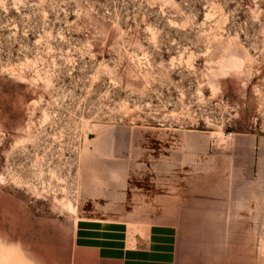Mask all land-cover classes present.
I'll return each instance as SVG.
<instances>
[{
    "label": "rangeland",
    "instance_id": "1",
    "mask_svg": "<svg viewBox=\"0 0 264 264\" xmlns=\"http://www.w3.org/2000/svg\"><path fill=\"white\" fill-rule=\"evenodd\" d=\"M87 222L264 264V0H0V264H108Z\"/></svg>",
    "mask_w": 264,
    "mask_h": 264
},
{
    "label": "crops",
    "instance_id": "2",
    "mask_svg": "<svg viewBox=\"0 0 264 264\" xmlns=\"http://www.w3.org/2000/svg\"><path fill=\"white\" fill-rule=\"evenodd\" d=\"M77 224V222H76ZM102 225L83 223L78 228V239L83 247L108 264H174V232L169 225L155 224L145 236L138 235L135 245L107 243ZM117 240L115 238H110Z\"/></svg>",
    "mask_w": 264,
    "mask_h": 264
},
{
    "label": "bare ground",
    "instance_id": "3",
    "mask_svg": "<svg viewBox=\"0 0 264 264\" xmlns=\"http://www.w3.org/2000/svg\"><path fill=\"white\" fill-rule=\"evenodd\" d=\"M67 205L69 206L70 209H73V206H72V204L70 202H68Z\"/></svg>",
    "mask_w": 264,
    "mask_h": 264
},
{
    "label": "built area",
    "instance_id": "4",
    "mask_svg": "<svg viewBox=\"0 0 264 264\" xmlns=\"http://www.w3.org/2000/svg\"><path fill=\"white\" fill-rule=\"evenodd\" d=\"M233 135V132H229L228 134H227V137H230V136H232Z\"/></svg>",
    "mask_w": 264,
    "mask_h": 264
}]
</instances>
